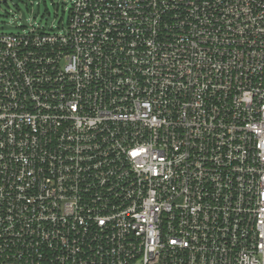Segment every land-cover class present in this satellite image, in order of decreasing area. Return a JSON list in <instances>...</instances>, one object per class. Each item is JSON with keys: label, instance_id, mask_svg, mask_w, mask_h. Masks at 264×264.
<instances>
[{"label": "built area", "instance_id": "built-area-1", "mask_svg": "<svg viewBox=\"0 0 264 264\" xmlns=\"http://www.w3.org/2000/svg\"><path fill=\"white\" fill-rule=\"evenodd\" d=\"M63 2L0 31V264H264V0Z\"/></svg>", "mask_w": 264, "mask_h": 264}, {"label": "rangeland", "instance_id": "rangeland-1", "mask_svg": "<svg viewBox=\"0 0 264 264\" xmlns=\"http://www.w3.org/2000/svg\"><path fill=\"white\" fill-rule=\"evenodd\" d=\"M70 4L63 0H45L34 5L8 0L0 5V31L17 33L30 26L49 31H63L69 20Z\"/></svg>", "mask_w": 264, "mask_h": 264}]
</instances>
